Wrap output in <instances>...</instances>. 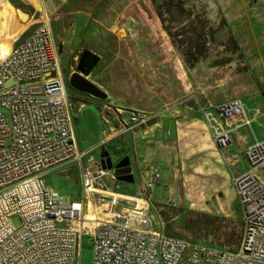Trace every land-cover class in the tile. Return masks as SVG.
Listing matches in <instances>:
<instances>
[{"label": "rangeland", "instance_id": "1", "mask_svg": "<svg viewBox=\"0 0 264 264\" xmlns=\"http://www.w3.org/2000/svg\"><path fill=\"white\" fill-rule=\"evenodd\" d=\"M47 15L63 62L75 139L80 151H89L83 164L106 153L114 166L128 156L134 182L117 184L131 198L141 193L148 167L158 168L151 194L156 230L189 244L235 249L242 234L232 184L236 171L225 149L209 140L200 108L257 93L264 64V0H67ZM82 51L98 57L86 78L107 100L67 85ZM130 108L156 116L151 138L134 140L120 132L116 112ZM64 170L50 173L47 183L60 196L76 199L79 171L67 178ZM105 183L115 190L117 184ZM143 205L139 201V210ZM102 211L89 205L86 218L95 223ZM78 260L91 264L88 235Z\"/></svg>", "mask_w": 264, "mask_h": 264}, {"label": "built area", "instance_id": "2", "mask_svg": "<svg viewBox=\"0 0 264 264\" xmlns=\"http://www.w3.org/2000/svg\"><path fill=\"white\" fill-rule=\"evenodd\" d=\"M116 113L121 133L141 141L154 135L151 112ZM200 114L219 149L238 128L251 127L239 99L201 107ZM88 153L75 139L50 19L39 13L34 30L0 57V264H80L85 235L91 264H264V139L246 147L247 168L232 179L242 213L241 238L232 250L189 244L156 230L151 194L158 168L148 167L141 193L131 198L119 191L113 168L104 169L100 159L83 164ZM63 168L67 178L79 171L76 199L60 196L47 183L50 173ZM106 180L117 184L115 190L106 188ZM139 201L144 205L138 211ZM89 205L103 213L85 225Z\"/></svg>", "mask_w": 264, "mask_h": 264}, {"label": "crops", "instance_id": "3", "mask_svg": "<svg viewBox=\"0 0 264 264\" xmlns=\"http://www.w3.org/2000/svg\"><path fill=\"white\" fill-rule=\"evenodd\" d=\"M67 0H0V57L6 56L18 40L29 35L38 23V14L53 15L58 4ZM32 5V6H31ZM33 6L37 9L35 10ZM33 21L29 26L27 22ZM59 54V53H58ZM94 55V54H93ZM60 69L63 62L59 54ZM261 80L256 79L257 93L253 98H243L248 117L251 119V131L246 127L238 128L233 136V142L224 149L227 162L235 169L236 175L247 168V163L241 153L254 140L264 139V64L261 66ZM238 118H241L239 116ZM238 126V125H237ZM156 128L153 125L152 129ZM203 128L206 130L205 124ZM209 137V134H207ZM210 140V137H209ZM244 158V159H243Z\"/></svg>", "mask_w": 264, "mask_h": 264}, {"label": "water", "instance_id": "4", "mask_svg": "<svg viewBox=\"0 0 264 264\" xmlns=\"http://www.w3.org/2000/svg\"><path fill=\"white\" fill-rule=\"evenodd\" d=\"M91 61V65L87 66L85 61ZM99 62L98 57L88 51H82L78 62L76 63V72L72 73L67 79V85L74 91L89 95L99 100H107V95L99 90L93 83H91L86 77L89 73H84V69L93 68ZM154 123L151 120L148 125ZM105 158V159H104ZM100 163L104 169H114V174L118 175L117 179L119 182L132 184L134 182V176L131 173L129 157H123L115 166L112 165L111 160L107 154L99 156Z\"/></svg>", "mask_w": 264, "mask_h": 264}, {"label": "bare ground", "instance_id": "5", "mask_svg": "<svg viewBox=\"0 0 264 264\" xmlns=\"http://www.w3.org/2000/svg\"><path fill=\"white\" fill-rule=\"evenodd\" d=\"M137 210L139 211V208H137ZM84 221L86 223L85 225H87L88 223H94V220L92 217L86 218V213H85Z\"/></svg>", "mask_w": 264, "mask_h": 264}, {"label": "flooded vegetation", "instance_id": "6", "mask_svg": "<svg viewBox=\"0 0 264 264\" xmlns=\"http://www.w3.org/2000/svg\"><path fill=\"white\" fill-rule=\"evenodd\" d=\"M84 63L87 64V66L91 65V61H90V60H89V61H85ZM95 67H96V66H94L93 69H94ZM121 159H122V157H120V158L116 161L115 165H116ZM111 163H112V162H111ZM115 165H114V166H115ZM130 167H131V165H130Z\"/></svg>", "mask_w": 264, "mask_h": 264}, {"label": "trees", "instance_id": "7", "mask_svg": "<svg viewBox=\"0 0 264 264\" xmlns=\"http://www.w3.org/2000/svg\"><path fill=\"white\" fill-rule=\"evenodd\" d=\"M93 70V68H86L84 69V73H91V71ZM103 155H105V153H103Z\"/></svg>", "mask_w": 264, "mask_h": 264}]
</instances>
